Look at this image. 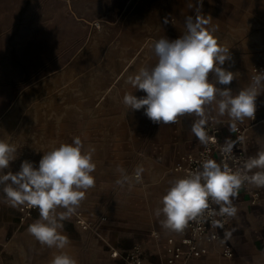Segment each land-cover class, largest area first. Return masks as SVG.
Returning <instances> with one entry per match:
<instances>
[{"label":"crops","instance_id":"crops-1","mask_svg":"<svg viewBox=\"0 0 264 264\" xmlns=\"http://www.w3.org/2000/svg\"><path fill=\"white\" fill-rule=\"evenodd\" d=\"M197 10L205 18L211 17L208 27L216 29L215 38L231 55V60L223 67L234 73V80L221 87H230L234 94L247 88L251 83V67L264 61V24L241 22V15L261 10L264 13V0H0V46H31L34 42L32 30L45 31L44 38L48 39L49 30L66 29L84 31L74 44L138 49V53L129 54L127 50L122 53L119 59L127 66L120 71L114 72L111 64L108 68H99L96 62L101 55L94 54L78 57L95 62L74 73L75 76L70 77V71L61 73L62 78H72L63 81L62 92L75 94V102L83 105H72L74 117L58 121L55 133L41 129L39 150L29 155V161L38 166L44 153L61 144L72 143L76 137L81 139L86 150L94 149L95 186L87 190L77 210L95 221L97 227L79 228L71 216L61 221L60 232L70 241L64 249L41 245L27 231L29 225L39 219V209L22 223L19 206H11L0 186L2 264H51L60 252L74 258L77 264H125L121 255L132 250L134 245L142 247L143 264H169L167 239L173 237L179 242L183 234L163 229L159 222L163 217L158 219L154 210L160 206L171 182L183 177L178 172L166 170L165 157L171 154L173 166L184 153L196 152L202 144L190 128L183 129L186 115L175 123L157 125L143 114V110L133 112L127 108L123 96L126 93L137 97L146 95L128 83V77L140 70L139 65L135 69L128 65L140 59L139 49L152 47L161 37L169 40L180 37L186 30L185 18H195ZM175 16L179 18L173 24L170 19ZM166 17L167 24L164 23ZM94 22L99 26L95 27ZM105 54L104 60L111 63L114 56L109 52ZM242 54H245V69L241 65ZM118 77L126 80L115 82ZM86 102L88 105H84ZM188 116L192 128L195 118ZM218 119L222 135H233L229 131V118L225 115ZM241 124L249 126V155L255 157L258 152H264V92L257 97L255 119H245ZM166 126L170 130L168 135ZM165 142H169V146ZM17 164L20 168L21 162ZM138 166L145 169L139 182L135 179ZM121 170L129 176V182L123 187L116 184ZM254 193L259 195L255 197ZM233 204L237 214L221 229V239L202 242L200 245L207 252L192 258V263L222 260V249L229 244L235 253L234 264H264V188L251 184L242 186ZM64 211L56 209L57 215ZM113 250L120 255L112 256Z\"/></svg>","mask_w":264,"mask_h":264},{"label":"clouds","instance_id":"clouds-1","mask_svg":"<svg viewBox=\"0 0 264 264\" xmlns=\"http://www.w3.org/2000/svg\"><path fill=\"white\" fill-rule=\"evenodd\" d=\"M168 22L166 17L164 23ZM210 23L211 17L205 18L197 10L195 18H185L186 30L180 37L175 40L161 37L154 41L157 64L151 69L141 68L128 77V83L146 95L137 97L126 93L123 96L127 108L133 112L143 110L157 125L175 123L186 114L193 116L191 132L205 147L211 139L206 131L209 120L219 123L218 117L226 115L231 121L229 131H236L238 122L255 119L257 97L264 92V71H256L249 86L236 94L230 87H221L234 80V73L223 67L231 55L228 48L218 43L214 36L216 29L209 28ZM233 148L234 144L226 141L221 151L231 154ZM16 152L14 145L0 139V186L12 207L29 205L39 209V219L27 231L41 245L64 249L70 241L60 232L61 221L76 212L87 190L95 186L94 149L86 150L76 137L72 143L44 153L38 166L24 160L15 173L5 172L17 158ZM254 169L261 171L253 172ZM144 171L142 166L135 169L137 182ZM128 182L129 176L121 170L116 184L123 187ZM246 183L264 188V152L250 157L237 170L227 163L204 160L201 168L171 182L154 215L158 219L163 217L159 220L163 229L176 233L183 232L190 221L203 217L206 212L210 216L234 217L237 208L233 199ZM210 201L219 207L218 213L210 207ZM57 208L66 211L57 215ZM51 264H77V261L60 252Z\"/></svg>","mask_w":264,"mask_h":264},{"label":"rangeland","instance_id":"rangeland-1","mask_svg":"<svg viewBox=\"0 0 264 264\" xmlns=\"http://www.w3.org/2000/svg\"><path fill=\"white\" fill-rule=\"evenodd\" d=\"M178 18L172 17L170 22L175 24ZM243 21L262 25L264 13L261 10L241 15V22ZM44 32L31 31L34 41L31 46H0V139L17 149L15 154L17 158L10 163V168L5 172L10 170L15 172L19 168L17 163L31 159L29 157L31 152H38L42 137L41 129H48L49 134L55 133L58 121L74 117L72 105H83L75 102V94L62 92L65 87L62 86L63 81L72 78L59 76L66 71H70V77L75 76L74 73L85 70L95 62V60L91 62L89 58L80 60L79 56L101 55V58H98L100 61L96 62L98 67L105 69L111 64L115 72L127 66L126 62L119 59L122 53H126V50L129 54L138 53L137 47L134 46L126 48L120 45L106 47L103 44L101 46L74 44V41L81 39L84 31L52 29L47 32L48 39L44 38ZM86 36L88 37V34ZM45 42L49 44L46 45ZM108 52L114 56L111 63L104 60V54L108 55ZM139 53L138 61L128 63L132 68L135 69L139 65L140 69L144 67L151 69L157 64L158 58L153 47L140 48ZM244 57L245 54H242L241 65L245 69ZM24 59L29 60L24 62ZM122 80L126 79L122 77L114 79L119 83ZM84 105H88V102ZM188 118L186 114L183 128L185 131L191 129ZM166 128L168 135L170 130L167 126ZM164 144L169 146V142ZM165 160L168 163L166 170L172 172L171 154L166 156Z\"/></svg>","mask_w":264,"mask_h":264},{"label":"built area","instance_id":"built-area-1","mask_svg":"<svg viewBox=\"0 0 264 264\" xmlns=\"http://www.w3.org/2000/svg\"><path fill=\"white\" fill-rule=\"evenodd\" d=\"M94 26L98 27V22H94ZM256 71H264V61L254 64L250 69V81L256 74ZM249 130L248 125L237 123V130L233 132L231 136L222 135L221 131L214 119L209 120L206 126L208 136L211 138L208 145L201 146L196 152L184 153L172 166L173 171L178 172L185 177L192 172L201 168L202 162L207 159L216 160L218 163H227L233 170L240 169L245 161L251 156L248 153L247 147V133ZM214 140V142H213ZM233 143L234 148L231 154H226L221 151L225 142ZM251 174V173H250ZM248 185L247 183L243 186ZM259 193H254V196H258ZM210 207L219 212V207L212 204L210 201ZM36 207L29 205L19 206V218L22 223H25L31 219L35 213ZM75 223L84 230L94 229L97 227V223L87 218L82 212L76 210L72 215ZM230 217L210 216L207 212L203 217L197 220L190 221L188 226L183 232L179 242H176L173 237L167 239V262L169 264H195L191 262L192 258L200 257L207 252L205 247L200 244L202 242H214L221 239V229L229 223ZM218 222V223H216ZM234 252L229 244H226L222 249L223 259L216 262H208L203 264H234L233 256ZM114 257L119 256L118 251H114L111 254ZM125 264H143V250L141 245H134L132 250L127 251L121 255ZM0 264L2 261L0 259Z\"/></svg>","mask_w":264,"mask_h":264}]
</instances>
